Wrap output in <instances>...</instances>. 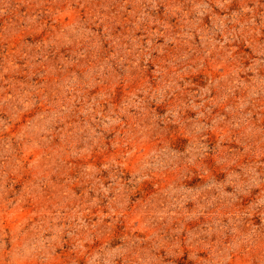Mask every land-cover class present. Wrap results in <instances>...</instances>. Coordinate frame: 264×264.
<instances>
[{"label": "clouds", "instance_id": "obj_1", "mask_svg": "<svg viewBox=\"0 0 264 264\" xmlns=\"http://www.w3.org/2000/svg\"><path fill=\"white\" fill-rule=\"evenodd\" d=\"M0 264H264V0H0Z\"/></svg>", "mask_w": 264, "mask_h": 264}]
</instances>
